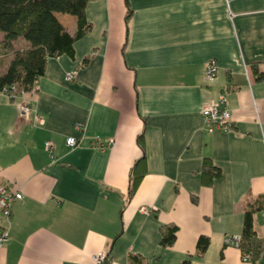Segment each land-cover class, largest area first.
I'll return each mask as SVG.
<instances>
[{
	"label": "crops",
	"instance_id": "1",
	"mask_svg": "<svg viewBox=\"0 0 264 264\" xmlns=\"http://www.w3.org/2000/svg\"><path fill=\"white\" fill-rule=\"evenodd\" d=\"M85 12L73 57L49 59L24 99L0 93V185L23 193L0 220V264H95L99 252L112 258L100 264H240L224 239L250 209L264 239V79L253 70L264 75V0H90ZM58 17L75 33V17ZM210 59L219 73L206 82ZM223 95L231 128L211 133L202 108ZM24 100L44 124L20 121Z\"/></svg>",
	"mask_w": 264,
	"mask_h": 264
},
{
	"label": "trees",
	"instance_id": "2",
	"mask_svg": "<svg viewBox=\"0 0 264 264\" xmlns=\"http://www.w3.org/2000/svg\"><path fill=\"white\" fill-rule=\"evenodd\" d=\"M90 0H0V93L13 86L18 91L30 95L35 92L38 79L45 75L46 66L51 58L74 55V44L91 29L86 18V8ZM68 14L76 19L77 29L70 33L61 23L58 15ZM26 41L25 48H16L17 41ZM12 55L11 60L7 55ZM88 59L85 60L87 62ZM259 80L264 79L257 66H253ZM142 134L138 140L143 146ZM145 156L137 159L130 172L128 197L137 192L143 178ZM205 172L213 178L221 173L210 161L205 163ZM254 209L245 213L244 230L241 233L240 248L242 253L250 254L257 264L264 251V239L257 235L253 225ZM177 229L170 228L163 233L162 245L172 244ZM208 239L201 238L199 252H204ZM135 261V258L133 259ZM183 264H190L186 261Z\"/></svg>",
	"mask_w": 264,
	"mask_h": 264
},
{
	"label": "built area",
	"instance_id": "3",
	"mask_svg": "<svg viewBox=\"0 0 264 264\" xmlns=\"http://www.w3.org/2000/svg\"><path fill=\"white\" fill-rule=\"evenodd\" d=\"M230 1L231 0H226L227 3ZM204 73V80L206 82H211L214 80L219 73L217 61L210 59L206 65ZM72 78H74V73H67L66 79L72 80ZM3 93H5L11 100L24 99L27 97L26 92L18 91L15 86H13L11 91L6 89ZM18 114L20 121L24 123L44 124V119L37 111H35L33 104H31L29 101L24 100L20 102L18 106ZM201 114L205 119L208 131L211 133H213V131L216 129L229 130L231 128L230 126L232 123V116L229 111L225 95L204 105ZM97 143L100 145L101 149H104L105 144H102L99 138L97 139ZM77 144L78 140L75 136H70V138H68L66 141V145L69 147H75ZM45 147L47 152L50 153V156L53 157V161H56V158L53 155V143L48 141L45 143ZM22 198L23 193L21 191L9 186L0 185V220L2 217H4L6 220L10 219L12 216L11 213L13 206L16 202H18V200H21ZM142 210H145V212L147 211L146 208H142ZM261 214H263L264 217V209L261 211ZM9 239V228L3 227L0 223V246L7 243ZM241 240V234L226 236L224 239V246L237 248L241 252L240 264H254L250 254L242 253L240 248ZM93 261L95 264H100L105 261H112V258L109 256V254L99 252L96 256H94Z\"/></svg>",
	"mask_w": 264,
	"mask_h": 264
},
{
	"label": "rangeland",
	"instance_id": "4",
	"mask_svg": "<svg viewBox=\"0 0 264 264\" xmlns=\"http://www.w3.org/2000/svg\"><path fill=\"white\" fill-rule=\"evenodd\" d=\"M143 211H145V210H143ZM148 211V210H147Z\"/></svg>",
	"mask_w": 264,
	"mask_h": 264
}]
</instances>
